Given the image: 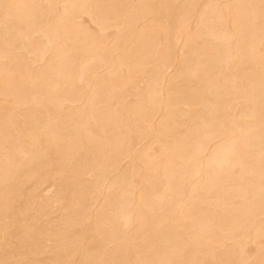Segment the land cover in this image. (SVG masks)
I'll list each match as a JSON object with an SVG mask.
<instances>
[{
	"label": "bare ground",
	"instance_id": "6f19581e",
	"mask_svg": "<svg viewBox=\"0 0 264 264\" xmlns=\"http://www.w3.org/2000/svg\"><path fill=\"white\" fill-rule=\"evenodd\" d=\"M0 264H264V0H0Z\"/></svg>",
	"mask_w": 264,
	"mask_h": 264
}]
</instances>
